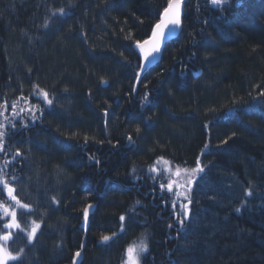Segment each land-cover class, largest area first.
<instances>
[{
  "label": "trees",
  "instance_id": "trees-1",
  "mask_svg": "<svg viewBox=\"0 0 264 264\" xmlns=\"http://www.w3.org/2000/svg\"><path fill=\"white\" fill-rule=\"evenodd\" d=\"M167 4L0 0V109L35 106L38 119L29 133L46 129L38 156L49 160L33 159L37 164L24 171L22 160L0 158L12 195L33 208L17 212L22 227L40 225L29 245L26 232L3 229L10 219L0 208V234L15 232L8 250L24 249L7 264H71L82 242L81 211L91 202L96 209L81 264H118L142 233L148 247L141 264H264V0H187L179 35L154 72L134 80L125 70L140 69L135 41L149 37ZM40 89L52 105L40 101ZM30 112L3 122L7 146L24 144L25 156L29 138L9 131ZM158 157L189 170L199 157L205 168L189 192L184 230L167 180L145 178ZM34 169L44 183L32 178ZM0 193L7 192L0 186ZM102 235L111 238L102 242Z\"/></svg>",
  "mask_w": 264,
  "mask_h": 264
},
{
  "label": "snow or ice",
  "instance_id": "snow-or-ice-1",
  "mask_svg": "<svg viewBox=\"0 0 264 264\" xmlns=\"http://www.w3.org/2000/svg\"><path fill=\"white\" fill-rule=\"evenodd\" d=\"M210 2L212 5H220L222 0H210ZM223 2L230 3V0H223ZM59 11L63 13L64 9L61 8L59 9ZM181 22H182L181 21V0H168V7L164 8L163 13L161 14L160 22H158L153 28L151 38L144 40L143 43H141L140 40L135 41V47L139 49L141 53L142 61H141L140 67L142 69L146 67L143 61H147L153 55V53H158L160 51V44L165 35V32H164L165 28H167L169 25L179 27L181 25ZM126 39H132L131 35L126 37ZM135 75H136L137 81H139L141 72L138 71L136 72ZM39 91H40V94L43 95V101L48 105H52L53 100L49 99V93L47 91H44V89H40ZM133 91H135V88H133ZM260 96L264 97V91H261ZM147 99H148V93H145L144 100H147ZM13 109H15V104L13 105ZM20 111H24V109H20ZM31 119L33 121L38 119L35 112L33 113ZM2 127L3 125L0 124V128ZM136 131L137 133H139L140 128H137ZM3 136H4V132L0 131V150L3 149V144H4V141L2 139ZM85 139L87 140V138ZM132 139H133L132 136L129 135L128 140L131 142ZM224 143H226V141ZM113 147H115V145H113ZM207 147L208 145H205V148ZM15 155L17 157L21 155V152L19 149H17ZM162 159L163 157H158L157 163ZM96 163L99 164L100 161L96 160ZM165 163H168V161H165ZM196 163H197L196 168L191 170L192 179H189L187 181V190H186L187 192H191L194 183H199V180L196 179L197 174H202L205 172V168L201 167V161L199 157L197 158ZM151 171L157 172V167L155 165L152 166ZM6 176H7V173L3 169H0V184H2L5 189H7V193L9 197L11 198V200L15 201V204L20 209L28 210L29 212H31V208L29 204L21 203V201L18 200L16 196L12 195L13 189L9 187V181L6 180ZM164 187H165L164 184L160 185L161 190H163ZM181 187L183 188V186ZM168 191L169 192L172 191L171 182H169L168 184ZM248 194L250 195V193ZM176 195L177 197L183 196L184 199L187 201V203H180L179 209H177L176 207L177 200L174 199L172 201L173 215L177 218L179 225L181 226V230H184L185 222L190 217V213H191L190 205L193 203V200L191 197H189L186 194L185 191H178ZM56 202L57 201L53 199V203H56ZM137 203H139V201H137ZM90 207L91 205L86 206L83 209L85 223H87ZM0 208H3L5 218L8 216L11 217V219L8 222L3 223V229H7V230L16 229V230H19L20 232H26L27 242L29 245H31L37 236V230L40 227V225L37 224L35 221H33V226L31 227L30 231H28L24 227H22L21 222L19 221V218L17 216V208L13 207L9 210L8 208H5L3 204H0ZM235 211L239 213L240 208H236ZM22 215L23 213H21V216ZM0 219H3V218H0ZM119 219L122 223L126 221V217L123 214L119 217ZM169 227H172V225L170 224ZM115 235L116 233H112V236H115ZM14 236H15V232H11V231H6L3 234H0V242H3V243H0V264H7L9 260L16 261L20 259L21 253L24 251L23 248H21L19 252L8 250V241L12 240ZM110 238L111 237L109 235H102L100 237L102 242H107L110 240ZM147 247H148L147 243L143 240H141L140 244L137 245L135 248L132 246H129L126 249V254H125L126 259L122 262V264H138L136 249H138V251L142 253L147 250ZM80 255H81L80 251H77L75 253V256H80ZM74 264H75V260H74Z\"/></svg>",
  "mask_w": 264,
  "mask_h": 264
},
{
  "label": "bare ground",
  "instance_id": "bare-ground-1",
  "mask_svg": "<svg viewBox=\"0 0 264 264\" xmlns=\"http://www.w3.org/2000/svg\"><path fill=\"white\" fill-rule=\"evenodd\" d=\"M182 27H183V25H182ZM148 38V37H147ZM146 39V38H145ZM145 39H143V40H141V42H143ZM138 51H139V49H137ZM140 52V51H139ZM142 61V60H141ZM160 61V59L158 60V61H156V63H158ZM143 63L145 64V68H141L140 67V69L138 70H136L135 72H132L130 69H126L125 71L127 72V73H129V74H127L128 75V77H130V75H131V78H133L134 80H136V72H141V76L147 71V73L148 72H150V73H152V72H154V70H152L151 68L156 64H153V65H150V66H147L146 65V62L145 61H143ZM141 76H140V78H141ZM2 101H5V102H7L8 101V99H6L5 97H3L2 98ZM13 109V108H12ZM33 114V113H32ZM20 116V115H19ZM21 117V116H20ZM28 117H30V119L28 118V120L27 121H25V120H22V118H20L19 120L21 121V122H23L21 125H19L18 127H15V126H13L12 127V129L9 131V134L10 135H12L11 137H14V138H17V139H22L23 137H27V138H29L28 140H26V142L27 143H25V146H26V151H27V155L25 156V154H24V150H23V148H21L22 146H24V144H21L22 146L20 147V146H18L19 148H16V149H11V147L10 146H5L4 144H3V149L2 150H0V158H3L4 160H6L7 162H10V163H16L17 161H19V160H22V164H21V166L20 167H22V169L24 170V171H28V169H29V166H33V165H36L37 163H35L34 161H35V159H37V161L40 163H45L46 164V162L47 161H49L48 160V157L47 156H43V154L44 153H42V154H40L39 156H38V153H40V152H44L45 150H44V148H41L40 146H41V141L43 140L42 138L45 136V133H46V129H40L39 128V131L37 132V133H29V131H30V129H31V127L30 126H33L34 125V122L35 121H33L32 119H31V115H29ZM11 118H12V116H9V117H7L6 118V123H7V121L8 120H10L11 121ZM35 130H38V129H35ZM42 136V137H41ZM55 147H57V146H55ZM61 148H63L62 146H60V148L58 149V150H61ZM17 149H19L20 150V152H21V155L19 156V157H17L16 155H15V153H16V151H17ZM38 156V158H36ZM35 157V158H34ZM34 159V161H32ZM3 160V161H4ZM162 160H165V161H167L166 159H162ZM156 162H157V160H155V161H151V165L149 166V168H151L152 166H154L155 164H156ZM169 162V161H168ZM148 168V169H149ZM36 169V168H35ZM34 169V171L33 172H31V176H32V178L36 181L37 179H38V181H40L41 183H44V181H45V178H40V176H39V172H37L36 170ZM63 176H61V179H60V181L61 182H63L62 180H63ZM137 178H138V176H137ZM137 178L135 179V183H133L132 185H131V187L132 188H135L136 186H138V184H137ZM145 178H148L147 176H145ZM159 180H162L163 178L162 177H157ZM6 180H10L9 178H8V176H6ZM149 181V180H148ZM149 182H151V181H149ZM159 182V181H158ZM107 183H108V177H105L104 178V182H103V186H102V191L100 192V198L101 197H103V194L106 192V186H107ZM54 184V183H53ZM52 184V186H54V189H56L57 191H59V190H61L62 191V187L61 186H59V184H55V185H53ZM118 184L121 186H124L125 185V183L123 182V181H120V182H118ZM159 184H161V182L159 183ZM72 185H74L73 187H75L76 185L75 184H73L72 183ZM0 186H1V188L4 190V192H7V189H5L4 188V186L2 185V184H0ZM9 187H11V185L9 184ZM125 187H129L128 185H125ZM93 192V191H92ZM0 200H2V201H0V204H3L5 207H11V208H13V207H15V208H17V212H19L20 211V208L15 204V201L13 202V203H11V198L9 197V195L7 194V193H0ZM4 201V202H3ZM6 201L7 202H10L12 205H7L6 204ZM100 201V200H99ZM102 201V200H101ZM131 202H135V203H137L136 201H134V200H132ZM21 203H27V204H29L28 202H26V201H22ZM101 203V202H100ZM159 204H161V205H164V201H160V203ZM30 205V204H29ZM89 205H95V208H94V211L90 214V216H89V218H88V227H87V229L85 230V229H83L82 228V226H81V223H82V221H81V219L83 218V215H82V213H83V209L86 207V206H89ZM129 207H130V205H128ZM30 208H31V211L33 210V208L31 207V205H30ZM83 209H82V211H81V218H80V220H79V222H78V227L82 230V232H83V235H82V241L83 240H85V245H86V239H87V235H88V232H89V229H90V217H91V215L95 212V209H96V203L95 202H91V203H88V204H86L84 207H83ZM128 210V212L130 213V212H132L133 210H132V208H128L127 209ZM22 211H25V212H29L28 210H24V209H22ZM158 215V214H157ZM156 217H158V216H156ZM72 230V229H71ZM169 233V231L167 230V234ZM175 236H177L176 234H174L173 235V237H175ZM170 238H172V235H170L169 236ZM81 246V245H80ZM127 249V248H126ZM126 252V250L123 252V255L119 258V261H118V264H122V262H123V257H124V253ZM74 259H75V254H74V257H73V259H72V263H73V261H74ZM83 261V260H82ZM71 263V264H72ZM82 263V262H81Z\"/></svg>",
  "mask_w": 264,
  "mask_h": 264
},
{
  "label": "rangeland",
  "instance_id": "rangeland-1",
  "mask_svg": "<svg viewBox=\"0 0 264 264\" xmlns=\"http://www.w3.org/2000/svg\"><path fill=\"white\" fill-rule=\"evenodd\" d=\"M31 96H33V95H31ZM38 98L40 99V101H43V98H40V97H38ZM10 107L13 108V105L11 104L8 108L6 106L1 107V109H0V124L3 125V122L5 121V119L7 117L6 116L7 111L9 112L11 110ZM20 109H24V111H20ZM28 111H31L30 113H32V111H33L32 105L29 102L27 104L25 102H22V103L20 102V104L18 106H15V109H12L9 112V114H10V116L15 115V117H12V119H13V121H16L18 119L19 115H21L25 112H28ZM0 131L4 132V136L2 139L4 141V145L7 146L8 141L5 140L6 130L2 127V128H0ZM155 166L157 167V172H152L151 168H150L148 170V172L146 173V176L148 177L147 179L149 181L154 182L155 177H162L165 180H167L168 184H169V182L172 183L171 193L173 195L174 194L176 195V193L178 191H185L186 194L189 196V192H187L186 190H187V181L189 179H192L191 170L186 169L184 167L176 166L170 162L165 163V160H160L158 163L156 162ZM168 184L165 187L167 189V191H168ZM181 186H183V188ZM176 197H177V195H176ZM181 197L184 198L183 196H181ZM180 198L177 197V199H179V200H180ZM8 209L10 210L11 207H8ZM6 219L9 220V219H11V217L8 216V217H6ZM137 238L138 239H136L134 242H132L129 246H132L135 248L137 245L140 244L141 240L146 242V234L145 233H142ZM0 243H3V242H0ZM145 252L146 251L141 253L138 251V249H136L138 264H141V259L146 254ZM125 254H126V252L124 253L123 261L126 259Z\"/></svg>",
  "mask_w": 264,
  "mask_h": 264
},
{
  "label": "water",
  "instance_id": "water-1",
  "mask_svg": "<svg viewBox=\"0 0 264 264\" xmlns=\"http://www.w3.org/2000/svg\"><path fill=\"white\" fill-rule=\"evenodd\" d=\"M185 1L186 0H181V21H182L183 14H184V3H185ZM167 7H168V5H167ZM160 20H161V16H160V19L158 20V22H160ZM155 25H154V27H155ZM181 28H182V22H181V25L179 27H176V26H173V25H169L167 28H165V30H164L165 35H164V38L162 39L161 44H160V51L158 53H153V55L147 61H145L147 66L155 64L156 61H158L161 58V55H162V53L164 51L165 46L168 43H170L171 41H173L178 36ZM151 35H152V32H151L150 36L148 38H146L145 40L150 39ZM141 43H143V42H141ZM94 208H95V205H91V207L89 209L88 218H89L90 214L94 211ZM82 215H83V218L81 219V221H82L81 226H82L83 229L86 230L87 227H88V219H87V223H85L84 212L82 213ZM84 248H85V240H83L81 242L80 249L78 250V251L81 252V255L80 256H75V259H74L75 260V264H81V262L83 260V250H84ZM72 264H74V261H73Z\"/></svg>",
  "mask_w": 264,
  "mask_h": 264
}]
</instances>
